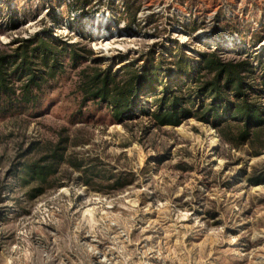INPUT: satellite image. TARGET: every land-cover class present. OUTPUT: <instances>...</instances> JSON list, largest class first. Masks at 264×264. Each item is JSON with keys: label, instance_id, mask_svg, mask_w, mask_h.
Returning <instances> with one entry per match:
<instances>
[{"label": "rangeland", "instance_id": "1", "mask_svg": "<svg viewBox=\"0 0 264 264\" xmlns=\"http://www.w3.org/2000/svg\"><path fill=\"white\" fill-rule=\"evenodd\" d=\"M78 4L0 0V53L39 36L74 45L82 56L76 67L62 57L68 79L33 117L0 116V177L9 185L0 201V264H264V184H252L264 174V153L223 146L195 119L156 127L146 115L156 109L150 94L122 122L91 102L79 115L75 91L86 69L143 71L180 50L198 60L208 46L260 68L264 0H138L134 18L126 0H88L86 15ZM98 15L106 25L94 23ZM64 127L90 140L76 151L100 156L129 185L98 192L70 180L24 197L12 176L17 144L54 138Z\"/></svg>", "mask_w": 264, "mask_h": 264}, {"label": "trees", "instance_id": "2", "mask_svg": "<svg viewBox=\"0 0 264 264\" xmlns=\"http://www.w3.org/2000/svg\"><path fill=\"white\" fill-rule=\"evenodd\" d=\"M137 2L126 0L132 18L138 10L131 11ZM77 3L80 13L86 15L83 8L88 0H77ZM56 42L37 36L16 41L17 48L0 53L2 118L33 117L47 103L54 86L68 79L62 57H68L73 67L82 60L74 45ZM206 49L199 53L198 60H191L180 50L165 60L166 65L163 61L154 64L152 60L150 68L141 71L126 66L120 75L110 69H86L75 83L80 101L77 113L82 115L81 108L91 102L93 106L105 105L113 119L122 122L133 111L136 100L150 94L156 109L146 115L156 127L176 128L185 120L195 119L211 126L223 146L233 150L248 146L252 156L262 155L264 76L259 73L264 71V65L257 68L248 56L242 59L236 54L225 56L224 51L209 46ZM160 68L164 69L163 73L158 72ZM55 134L54 138L32 140L26 147L17 144L18 162L12 176L24 197L36 199L62 188L70 180H77L91 190L98 186L94 189L98 192L104 189L116 192L129 185L130 182L124 181L125 176L108 168L100 156L76 151L90 140L71 136L65 127ZM252 184H264V174L254 176ZM8 191L9 185L0 177L1 202L6 201L1 196Z\"/></svg>", "mask_w": 264, "mask_h": 264}, {"label": "bare ground", "instance_id": "3", "mask_svg": "<svg viewBox=\"0 0 264 264\" xmlns=\"http://www.w3.org/2000/svg\"><path fill=\"white\" fill-rule=\"evenodd\" d=\"M100 22V23H99ZM107 22H108V18H105V17H103V16H100V15H98V16H96L95 17V19H94V23L95 24H101V25H106L107 24ZM213 37V36H212ZM212 37H210V38H212ZM229 41H231V43H230V45L232 46V45H234V41L233 40H229ZM212 141H213V145L214 146H217V141H216V138L214 137L213 139H212ZM258 263V262H257Z\"/></svg>", "mask_w": 264, "mask_h": 264}]
</instances>
